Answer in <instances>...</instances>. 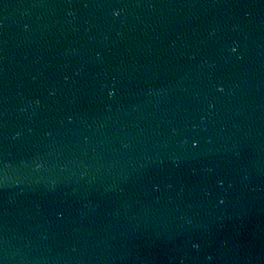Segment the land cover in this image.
<instances>
[{
    "label": "water",
    "instance_id": "95a60500",
    "mask_svg": "<svg viewBox=\"0 0 264 264\" xmlns=\"http://www.w3.org/2000/svg\"><path fill=\"white\" fill-rule=\"evenodd\" d=\"M0 264H264V0H0Z\"/></svg>",
    "mask_w": 264,
    "mask_h": 264
},
{
    "label": "clouds",
    "instance_id": "9594fccd",
    "mask_svg": "<svg viewBox=\"0 0 264 264\" xmlns=\"http://www.w3.org/2000/svg\"><path fill=\"white\" fill-rule=\"evenodd\" d=\"M113 15H116V13L114 12V13H113ZM233 49H235V48H232V49H230V51H232V52H233ZM109 96H111V92H109ZM193 247L195 248V247H196V245H193Z\"/></svg>",
    "mask_w": 264,
    "mask_h": 264
},
{
    "label": "snow or ice",
    "instance_id": "6c2138e0",
    "mask_svg": "<svg viewBox=\"0 0 264 264\" xmlns=\"http://www.w3.org/2000/svg\"><path fill=\"white\" fill-rule=\"evenodd\" d=\"M236 50L235 49H233V52H235ZM108 95H109V93H108ZM111 95H112V93H111ZM193 147H195V145H193Z\"/></svg>",
    "mask_w": 264,
    "mask_h": 264
}]
</instances>
